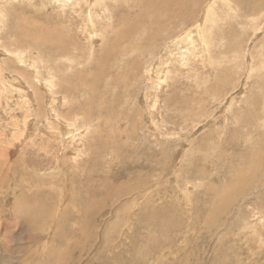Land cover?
<instances>
[{"label": "rangeland", "instance_id": "1", "mask_svg": "<svg viewBox=\"0 0 264 264\" xmlns=\"http://www.w3.org/2000/svg\"><path fill=\"white\" fill-rule=\"evenodd\" d=\"M208 1H193L191 10H194L192 11L194 19L196 15L201 19L203 11L208 12L206 10ZM212 1L217 3L216 16L222 19L221 28L216 29V35H213L217 37L214 42L209 43L210 51L211 55L214 53L215 56L212 59L221 62L224 68L219 72L210 65L211 69L208 66L209 71L204 72L207 69L204 68V64L208 65L210 62L206 59L204 50V59L198 50L199 53L194 52L195 58L185 56L181 59L183 50H187L191 45L187 41L179 43L181 46L177 47V50L171 49L168 54L166 50L169 47L166 49L164 47L160 51L163 61L166 59L170 61L171 57H174L176 74L182 76V84L178 87L173 86L176 78L168 79L165 93L172 92L170 101L183 100L187 94L189 95L186 88L193 84L192 73L202 77L199 91L203 98L201 103L193 104L196 110L192 114L185 115L184 121H179L181 127L176 130L173 137L177 136L180 139L173 147L175 154L169 159H161V163L170 165L169 171L167 170L169 173L161 164L158 165L161 170L158 172L151 170L148 174L140 166L146 161L137 160L134 165L131 157L133 146L130 145L129 151V146L123 143L124 138L118 136L124 129L123 124L127 121V116L136 113L127 111L138 98L133 99L132 96L127 99V95H119L123 93V89L129 90L125 88L128 86L125 83L117 86L114 91L106 92L105 84L108 79L121 83L125 70L119 67V72L114 69L107 71V62L102 58L103 49L108 44L113 43L121 48L127 44L137 45L134 43L137 39L133 35L128 39L126 34L132 25L137 24L138 10L129 9L122 4V0H110L112 5L120 8L115 17H109L105 10L93 4L92 6L97 8L91 20L95 22L94 25L89 22L86 26L88 22L86 14L90 9L87 0H84V3L81 0H69L65 6L63 0H0V264H264V255L258 256L257 253L259 247L264 250V235L255 237L251 235L253 230L245 233L250 234L249 242L253 247L249 255L243 239L234 236L239 231L242 233L243 227L250 225L262 227L264 234L263 210L256 214V218L247 211H234L243 200L242 184H249L251 180L255 181L256 176L261 175L257 172V160L264 163V6L260 9L261 13L258 11L255 16L247 19L238 13L233 17V11H228L222 0ZM80 6L85 8L84 11L79 10ZM214 18L218 20L215 15ZM148 24L139 21L136 31L147 30ZM25 26L29 27L31 35H24L27 37L24 40L21 33ZM192 28L195 32L194 24ZM59 33L65 34L63 38L69 34L67 40L69 46L75 42L73 46L78 50L71 48L68 51H71V55L75 54L74 56L82 58L81 63L74 62L71 68L63 69L66 73L64 79L74 82V79L81 76L87 85L86 92H83L84 88L76 80L73 88L77 92L73 95V91H69L70 95H73L70 98L74 105L83 107L84 101L86 102L89 111L85 109L83 114L90 113L92 118L100 117L99 127L95 131H90L89 136H86L87 129L83 127L81 116L56 118L53 111L49 112L51 107L54 108L56 105L63 116L67 114L62 103V96L67 92L60 93V98L54 101L57 93L50 95L40 88L44 94L35 95L33 90L29 91L20 80L14 81L19 77L25 79V72L28 73L33 68L44 71L45 61L40 59L41 61L36 63L37 68L32 62L41 52L50 50L51 42L54 41L56 44V38H60L54 35ZM208 33L213 39L210 28ZM95 36L97 40L94 43ZM197 38L200 41L196 31L193 39L197 42ZM19 46L21 49L32 51L23 52ZM103 46L105 47L102 48ZM172 46L171 44L170 47L173 48ZM10 48L14 53L18 52L19 56L8 53ZM19 68L21 70H18ZM106 73L110 75L107 79L104 77ZM209 78L212 80L211 83ZM23 86L26 88L23 89ZM164 87L165 83H161L160 88ZM93 88L94 95L91 94ZM180 88L184 93L176 97V93L181 92ZM204 89L208 90L204 92ZM101 95L105 96L98 99ZM130 99H133L130 104L124 103ZM36 101H40V105L43 106L41 111L38 110ZM147 107L144 102L141 108L143 117ZM183 111L185 112L168 111L164 112L163 116L172 120L181 113L189 112ZM242 112L249 113L248 118L252 119L250 120L252 127L249 129L247 127L246 130H249L247 132L244 128L235 130L241 133H233L245 119L239 118ZM230 117L234 120V124L229 128L230 134L222 135L219 141L215 139L218 149L223 146V140L227 139L225 143L230 156L223 158V161L227 162L226 166H230V169L214 174L215 176H209L206 172L205 179L188 174L190 158L195 159L196 165L204 166L208 172L210 165L203 161L200 164L197 160L198 154L191 151L187 144L185 145V141L192 140L194 146L199 145L201 143V140L198 141L199 137L206 131H215L216 127L222 129ZM154 118L157 124H160V129H165L167 124L172 123L162 122L161 113ZM116 120L123 122L122 127L115 128L113 125L110 133L107 129L108 124ZM49 121L54 125L49 126ZM206 122L209 123V127L203 130L201 125ZM150 123L151 121L147 124ZM257 123L259 128H253ZM171 126L175 128L177 125ZM69 127L77 130L75 132L77 140L86 145L78 156L73 148V138H68L69 135L64 134L70 131ZM143 129L148 131L147 128ZM150 132L153 133V130ZM246 136L251 137L247 139L250 145H245L246 140H238ZM95 141L100 142L95 144ZM107 143L110 150L118 153L115 163L108 164L110 162L108 157L102 154V151L108 152L104 147ZM209 147L214 152L212 149L214 147L210 144ZM146 149L144 147L145 151ZM187 153L190 157L185 161L183 158ZM74 157H77L78 161L74 160ZM215 159L213 161H216ZM85 161L87 163L83 164ZM126 164H133L135 171H126ZM26 165L33 166L35 170L29 172L30 168H26ZM138 168L140 170H137ZM127 172L142 178L147 176L153 184L142 194L133 195V189L122 194L116 187L118 184L131 181ZM114 174L117 175L116 179L113 177ZM22 175L24 179L21 180ZM225 180L226 182H223ZM13 183H17L15 189L11 187ZM189 184L194 185L196 190L200 189L198 193L191 194L192 196L182 193V189L189 187ZM107 185L108 188L110 185L112 187L107 190ZM128 194L131 196L126 197ZM259 202L263 204L264 197L260 198ZM141 210L146 218L150 217V220L156 221L152 230L151 225L149 229L148 224H142L145 216L139 215ZM223 225V231H218ZM143 226L148 229H142ZM232 229L237 230L234 232ZM134 239L133 245L130 244ZM251 240L257 241L259 246Z\"/></svg>", "mask_w": 264, "mask_h": 264}, {"label": "bare ground", "instance_id": "2", "mask_svg": "<svg viewBox=\"0 0 264 264\" xmlns=\"http://www.w3.org/2000/svg\"><path fill=\"white\" fill-rule=\"evenodd\" d=\"M66 1L68 2L69 0H63L64 6L67 5ZM81 1L84 3V0H81ZM93 1L87 0V4L90 5L89 6L90 9L87 10V14H86V17L88 19V22L85 24L86 26H88L89 22L92 23L93 25L95 22V21L91 20V19H93L94 12L96 11V8H97V7H93L92 6L93 4L99 6L103 10H105V12L108 13V15L105 14V16L107 15L109 17H111V16L115 17L116 14H118L117 12H118V9L120 7L116 8L115 5H112L110 3V0H93ZM193 1L194 0H122V2H123L122 4H124L129 9H131L133 11L135 9L138 10V13L136 14V19H138V22L136 25L135 24L132 25V28H129L128 29L129 31L126 34L128 39L131 37V35H133V37L137 39L136 41H134V43H136L137 45L132 46V45L127 44L121 48L119 45H114L112 43L110 45L108 44L106 47L105 46L102 47V48L105 47L103 49V52H102V54L104 55L102 58L107 62V65H106L107 71L114 69V70L119 72L120 71L119 67H121L123 70H125V76H124V79L121 83L115 82V81L112 82V81H110V79H108L107 84H105L106 85V92L109 90L114 91V90H116L117 86L118 87L120 85L122 86V83H125L126 85H128V86H125V88H129V90L123 89V91H122L123 93H121L119 95H125V96L127 95L128 96L127 99H129L132 96H133V99L138 98L136 101H134V104L130 105V109H129V111H127L128 113L136 111V113L127 116L128 117L127 121L124 122V124H123V122H119L118 120H116L114 123L108 124L107 129L111 133L113 130L112 129L113 125H115V128H117V127H122L121 125L123 124L124 129L121 131V134H119L118 136H121V138L122 137L124 138L123 143L129 146V151H130V145L133 146L131 157H132V162L134 165L136 163L135 161H137V160H139V162L141 160L146 161L145 163L141 164L140 166H142L143 170L148 174L151 173V170H154L156 172H158V170H161L162 168L158 167V165H161V164L163 165V167L166 171L167 170L169 171L170 165H166V164L161 163V159L162 158L169 159L171 156H173L175 154V150L173 147L177 144V142L180 139L177 136H175V138H173V137L176 134V130L180 129V127H181V123L179 121L180 120L184 121V118L186 117L185 115L192 114L193 111L196 110L195 109L196 107L193 104L201 103L202 98H203L202 97L203 94H201V92L199 91V89L201 87L200 86V83H201L200 78H202V77L199 76V74H197V73H192V75H194V76H192L193 77L192 78L193 84L186 88L189 91V95L187 94V91H186L187 98L184 95L185 99H183V100L175 99V101H173V102L170 101V100H172V98H171L172 92L169 93L170 91H167L168 94L165 93L166 92L165 89L168 86V79L171 77L176 78V81L173 83V86L178 87L180 84H182V81H181L182 76L179 73L176 74L177 66H176V63L173 62L174 57L172 56L170 61H169V59H166L165 61H163V59H162L163 56L161 54H159L160 51H162V49L164 47H165V49L169 47V49H167L168 52L166 50V53L168 54L169 51H171V49L177 50V47L181 46V45H179V43L187 41V43L191 44V45L187 47L188 48L187 50H183V52L180 56L181 59H184L185 56H187L189 58H195L194 52L199 53L198 51H200V53H202L201 56L204 59V56H203L204 55L203 50H204L206 59L210 60L208 65L204 64V68H207L208 66L210 67V65H212V69H218L219 72L224 68V66L222 65L221 62L216 61L215 59H212L215 56L213 55L214 53L211 55V51H210L211 47L209 45V43L212 42L215 39V37H217V36H215V37L213 36V35H216L215 30L221 28L220 19H222V18L216 16L218 11L216 9L215 4H217V3H215L212 0H209L207 2V9H206V10H208V12L206 13L203 11L201 19H199V17H197V15L195 16V19H194V13L192 12L194 10H191V5H192ZM222 1H223L224 5L227 6L228 11H231V12L233 11V17H235L236 14L238 13V15H241L242 18L244 15V16H246L247 19H248V17L250 18V16L251 17L255 16L258 11L261 13L262 10H260V9L264 6V0H222ZM84 9L85 8L82 6L79 7V10L84 11ZM129 12L132 13L130 10H129ZM214 15H215V17L218 18V20L216 18H214ZM139 21L141 23H146V22L149 23L148 29L143 31V32L136 31V27H137ZM192 24H194L195 32L197 31V35H199L200 41H198V38H197V42L193 39V35L195 32L193 31ZM209 28L211 29V34L213 36V39H212V37L210 38L208 36V34H209L208 29ZM92 32H94V30ZM16 35H18V34H16ZM21 35H23L24 40L27 38L24 35H31L30 29L28 26L24 27ZM48 35H50V34L48 33ZM64 35L65 34H60V33L58 35H54L55 37L60 38V39L56 38V44L54 41L51 42L50 47H49L50 50H46V51L41 52L39 54L40 56L37 55L34 58L35 61L32 62L34 64L33 66L35 68H37L36 63H38L41 60L45 61V66H44V71H43L45 74L43 72L39 71L38 69L33 68L30 72H28V73L25 72L26 76L23 75L25 77V79L24 78L19 79L20 77L18 76L19 78L15 79L14 81L18 82L20 80L22 83H24L26 85V87L29 88V91L33 90L35 95L44 94V92H46V93L49 92L50 95L51 94L53 95V93H57V95L54 96V101H56L57 99L60 98L59 97L60 93L67 92V93L63 94L64 96H62V100H63L62 103L66 108L67 114L63 116L61 111L59 110V107H57L56 105L54 106V108H52L50 105L51 110H49V112L53 111L52 113H54L56 118L57 117L67 118L69 116H72V117L81 116V122L83 124V127H85L87 129L86 136H89L90 131L91 132L95 131L99 127V118L100 117L98 116V117L92 118L90 113H87L88 115L83 114L84 113L83 110L87 109V112L89 111V108H88L86 102L84 101L85 106L82 107L81 105H74L73 100L70 98V96L75 95V93L77 92V90L75 88H73L74 82L76 80H77V82L80 83L81 87L84 88L83 92H86V90H87L86 86L87 85L81 76H79L78 79L77 78L74 79V82H71V80L64 79V76L66 75V73L64 72L63 69H65L67 67L71 68L73 66L74 62H77L78 64L82 62L81 57L74 56L75 54L71 55V51H68V49H71V48H73L75 51L78 49H76L73 46L75 42H72V46H71V44L69 46V43L67 41V40H69V38H68L69 34L66 38H63ZM221 39H222V37H221ZM93 40L95 43V41L97 40V37L95 36ZM171 44L173 45L172 46L173 48L170 47ZM19 49L22 50L23 52L32 51L30 49H21V46H19ZM34 52L37 53L36 50ZM8 53H13L16 56L17 55L19 56L18 52L14 53L11 48L8 50ZM130 55H133V57H130ZM89 56H90V52H89L88 58L91 57V56L90 57ZM88 58H87V60H88ZM65 60H67V62H65ZM89 61H91V59ZM176 62H178V61H176ZM25 63H26V61H25ZM167 63H169V64H167ZM27 64L29 65V63H27ZM263 65H264V61H263ZM10 68H12V67H10ZM15 68H16V66H15ZM15 68H13V69H15ZM210 69H211V67H210ZM18 70H21V69L19 68ZM191 71L193 72V70H191ZM208 71H209V68L205 69L204 72L207 73ZM32 72L34 75L32 74ZM209 74H211V73L209 72ZM246 74H247V71H246ZM246 74H245V76H246ZM17 75H18V72H17ZM107 76L109 77L110 75L106 73L104 77H106V79H107ZM190 76L191 75H189V77ZM15 77H17V76H15ZM211 81L212 80L209 78V83H211ZM161 83H165L164 89L160 88ZM105 85H104V87H105ZM107 85H108V87H107ZM204 86H207V85H204ZM19 87H21V86H19ZM26 87L23 86V89ZM40 88H42L45 91L42 92L40 90ZM94 90L95 89L93 88V90L91 91L92 95H94V93H93ZM207 90L208 89H204L203 91L205 92ZM69 91H73V95H70ZM143 91H144V94H143ZM179 91H181V92L176 93L177 94L176 97L181 96V94L184 93V90L182 88H180ZM170 95H171V97H170ZM103 96H105V95H101L98 99H102ZM162 96H163V100H162ZM173 96H175V95L173 94ZM52 98L53 97H51V99ZM133 99H130L129 101H125V102L123 101V102L125 104H130V102ZM28 101H29V99H28ZM144 102H146V104L148 106L145 109V112H146V114L144 113L145 117H143V112L141 111L142 104ZM55 103H58V102H55ZM28 104H31V103H28ZM40 104H41L40 101L37 102V108L39 111H41L43 108V106ZM22 105L24 106V104H22ZM27 106L29 107V105H27ZM157 106L159 107V109H157ZM31 107H32V105H31ZM98 108H99V110H101L100 106ZM183 110H189V112L187 114L181 113V115L179 117H175L172 120H169L167 118V116L166 117L163 116L164 112H168V111L175 112V113L185 112ZM90 111H92V109ZM260 112H262V111H260ZM100 113H101V111H100ZM159 113H161V115H162V122H165V123L172 122L171 125H177V126L174 128L171 125L167 124L165 126V129H160L159 128L160 124H157V122H156L157 120L156 121L154 120L155 119L154 117L157 116ZM28 114H30V113H28ZM109 114H110V112H109ZM40 115H39V117H40ZM248 116H249V113L247 114L244 112H242V114L239 115V118L244 117L245 121L243 120L242 121L243 123H240L241 125L238 126L236 129H234L233 133L235 132V130L238 131V130H242L244 128H245L246 132L249 131L248 130L249 127H252V122L250 121L252 119L248 118ZM47 117H48V115L45 116V119H47ZM259 117H260V115H259ZM143 120H146V121H143ZM150 121H151V123L147 124ZM237 121H238V119H237ZM239 121H240V119H239ZM259 121H260V118H259ZM95 123H96V125H95ZM48 124L50 126V124H53V122L49 121ZM232 124H234V120H231V117H230L227 120V122L225 123V125L222 127V129H219L218 127H216L215 131H211V132L206 131L204 134H207V135L203 136L204 135L203 134L201 137H199L198 141L201 140V143L197 146H194L192 144V140L191 141H188V140L185 141L186 142L185 145L187 144L188 148H190L191 151H194L195 154H198L197 160L200 164L203 161V162H206L207 164L210 165V172H208L204 168V166L196 165L195 159L190 158L189 159V161H190V163H189L190 172L187 170L188 174L190 173V175L194 176L195 178L200 177L202 179H205V178H207V174L209 176H212L214 174L217 175L219 172H222L223 170L228 171L230 169V166L229 167L226 166V165H228V164H226L227 162L225 163V161H223V158H225V157L228 158L227 156H230V153L228 151V147L225 143V141L227 139H225V140L222 139L224 141V143H223V146L220 147L219 149L216 148L217 145L215 144V139H217L219 141L220 138L222 137V135L226 136L227 133L230 134L231 129H229V128ZM258 124L259 123L255 124L253 126V128L258 129L259 128ZM127 125H128V127H126ZM201 126L203 127V128L202 127L201 128L203 130H205L209 127V123L206 122ZM247 127H248V129L246 130ZM143 128H147L148 131L146 132V130H144ZM53 129H54V127H53ZM69 130L70 131L65 132L64 134L69 135L68 138H73V146H74L73 148L75 149L77 156H78V154L83 149L86 148V145L83 142L77 140V137L75 135V132L77 130L75 128L69 127ZM150 130H153V133L150 132ZM127 131L129 132V134H125V132H127ZM251 132H252V130H251ZM157 133H158V135H157ZM235 133H241V131L235 132ZM242 134H244V133H242ZM159 137H162V139H160ZM94 138L96 139V137H94ZM248 138H251V137L246 136L243 138H239L238 140H241V139L243 141L246 140L244 142L245 145H250V142L247 140ZM128 141H130L131 144ZM99 142L100 141H95V144H98ZM251 142H252V139H251ZM209 144L214 147V148H212L214 152H212V150L210 149ZM104 147H106L108 149V152H107V150L105 152L102 151V154L108 157V159L110 161L108 164L115 163L116 159H118V155H117L118 153L116 154L115 150H110L109 143H107ZM144 147L147 148L146 151L144 150ZM91 149H92V146H91ZM110 151H112V152L110 153ZM93 153H94V151H93ZM127 153L130 155L129 152H127ZM214 154H215V157H214ZM93 156H95V155H93ZM189 157H190V154L187 153L184 155L183 160L188 161ZM213 159H215L216 161H213ZM74 160L78 161L77 157H74ZM150 160H151V162H149ZM228 161H230V159ZM86 163H87V161H85V163H83V164H86ZM133 164H130V165L126 164L125 170L126 171H135V170H133V166H132ZM257 164H258V165H256V166H258L257 172H260L261 175L258 177L256 176L255 181L251 180V182L249 184H245L242 182L243 184H242L241 191H242V199L243 200L239 203L238 207L234 208V211H237V210L243 211V212L247 211L248 214L250 213V215L254 214L253 217H255V218L257 217L256 214L260 213L262 210L264 211V203L262 204L259 202V199L264 197V163H263V161L257 160ZM234 165H235V163H234ZM198 166H199V168H196ZM25 167L30 168L29 172H33L35 170L33 166L29 167L28 165H26ZM197 169H199V171H197ZM137 170H140V168H138ZM206 172H207V174H206ZM127 174H128V177L131 179V181L128 183H125V182L122 183L121 182L122 184H118V186L116 187V190L119 192H122V194L127 193L128 190H130V189H133V191H132L133 195L142 194L143 192H146V190L150 187V185L153 184L151 181L148 180L149 177H147V176L145 178H142V176L139 177V175L138 176L132 175L133 173L131 174V173L127 172ZM23 175L21 176V180L24 179ZM113 177L116 179L117 175L114 174ZM161 178H163V177H161ZM223 182H226V180ZM247 182H248V180H247ZM189 185H190L189 187L182 189V193H186V194H189L190 196H192L191 194L198 193V190H200V189L196 190V187L194 185H191V184H189ZM11 187L13 189H15L17 187V183L11 184ZM106 187H107L106 189L108 190L112 186L110 185L108 188V185H107ZM205 190H207V189H205ZM218 192H219V190H218ZM146 194H148V192ZM52 196H54V195H52ZM127 196H131V194L126 195V197ZM212 197H213V195H212ZM147 198H149V197H147ZM134 200H136V199H134ZM218 200H220V199H218ZM209 201H211V200H209ZM214 201L216 202L215 199H214ZM203 206L205 209V205H203ZM218 206H220V205L218 204ZM112 208H113V206H112ZM212 210H214V209H212ZM220 210L217 209V211H220ZM155 211H157V210L155 209ZM140 212L141 213H139V215H142V217L145 216V215H143L142 210ZM145 212H146V210H145ZM165 216H166V214H165ZM260 218H262V217H260ZM142 221H143L142 224H148L149 225V227H148L149 229H150V225H151V230L156 225V221L150 220V217L146 218V216H145ZM135 223H134V225H135ZM113 226L114 225L112 224L111 227H113ZM238 226H240V225L238 224ZM223 227H224V225L220 226L218 231H223ZM148 228H146V226L145 227L143 226L142 229H148ZM240 228H242V227H240ZM232 230L235 232L237 229L236 230L232 229ZM251 230H253L251 235H254L255 237L261 236V234L264 235L262 233L263 232L262 227H255L252 225L245 227V228L243 227L242 233L239 231L238 233H236V235L234 234V236L242 238L243 241L245 242V246L247 247V248H245V249H247V254L252 251L253 247H251L250 242H249L250 236L248 237V235H250V234H245V233L247 231H249V233H250ZM220 235H221V232H220ZM225 235H226V233H225ZM239 241H240V239H239ZM133 242H135V239L131 240L130 244H132ZM252 242H255L257 244L256 246H259L257 241L253 240ZM239 244H240V242H239ZM258 249H259L257 252L258 256H263L264 250H261L260 247ZM238 250H239V248H238ZM100 257H102V256H100ZM261 258H263V257H261ZM241 260H240V262H241ZM251 261H252V258H251ZM239 264H241V263H239Z\"/></svg>", "mask_w": 264, "mask_h": 264}]
</instances>
